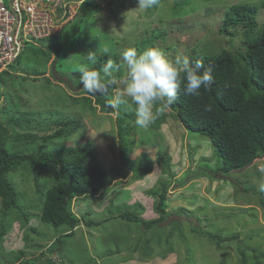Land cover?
<instances>
[{
    "label": "rangeland",
    "instance_id": "obj_1",
    "mask_svg": "<svg viewBox=\"0 0 264 264\" xmlns=\"http://www.w3.org/2000/svg\"><path fill=\"white\" fill-rule=\"evenodd\" d=\"M82 1L86 0L70 2L72 14L75 9L76 14L84 9ZM96 1L111 8L102 5L88 20L87 30L77 25L79 17L75 20L66 14L68 26L64 32L49 39V47L62 41L63 52L58 54L56 64L51 63L53 50L46 60L25 49L19 57L20 63L16 61L11 68L23 83L16 84L15 95L20 100L17 112L25 111L42 118L77 116L83 125L68 138L32 143L26 151L87 143L96 149L98 161L112 183L99 197L72 200V211L77 215L87 211L86 220L99 221L126 209L142 220L155 219L158 217L156 201L151 194L158 195L162 187L167 188L166 216L156 227L144 231L139 224L121 218L95 226H86L84 220L73 235L63 238L60 248L55 246L54 238L63 235L65 228L57 229L56 234L51 226L34 219L24 227L12 220L14 223L0 247V264L13 260L20 250L22 258L15 261L34 258L33 264H264V205L260 203V197L264 199V155L227 174L211 172L209 167L218 165L215 148L205 136L186 130L180 120L170 115V108L158 115L169 111L159 127L151 125L144 130L135 124L134 106H122L113 114H105L93 94L83 88H70L67 80L54 74L60 71L61 75L73 79V85H79L76 71L70 69V76L67 70L74 65H94L83 57L91 50L85 45L90 44L97 46L91 50L95 55L105 48L111 52L114 61L119 63L118 80L125 74L122 53L130 47L142 52L155 46L170 58L188 57L193 48L201 54L222 48H242L243 27H237L234 36L219 32L224 14L234 4L258 5L260 0H160L158 6L148 10L139 9L137 0ZM256 20L264 25V9H257ZM162 31L165 35L159 37ZM68 34L73 39L67 38ZM43 45L46 50L50 49L46 43ZM115 91V87H109L110 99ZM86 95L91 100H85ZM118 126L123 129L122 137ZM119 142L124 146L123 155ZM145 155L149 170L143 176H135L134 168L142 167L140 161ZM25 174L14 177L13 183L19 192L26 194L28 202L33 187ZM196 228L214 240L199 235ZM145 242L148 251L143 247ZM238 242L243 243L245 259L237 248Z\"/></svg>",
    "mask_w": 264,
    "mask_h": 264
},
{
    "label": "trees",
    "instance_id": "obj_2",
    "mask_svg": "<svg viewBox=\"0 0 264 264\" xmlns=\"http://www.w3.org/2000/svg\"><path fill=\"white\" fill-rule=\"evenodd\" d=\"M110 3L112 4V1ZM102 5L107 9L111 8V5L102 4L96 0L82 1L84 9L74 16L75 20L79 17L77 25L87 30L88 20L95 12L102 9ZM259 8L264 9V0H260L258 5L238 3L227 8L219 32L234 36L235 29L243 27V47L233 50L222 48L219 51L204 54L196 53L193 48L188 55L190 62L194 65L197 60H202L201 71L211 67L214 83L208 90L202 88L199 96L179 94L175 103L169 107L170 115L180 120L186 130L205 136L215 148L218 165L209 167L211 172L220 171L227 174L232 170L246 167L256 158L264 155V25H259L256 20V12ZM67 26L68 24L63 27L60 34ZM76 28L77 26L73 30L75 31ZM92 34V32L89 33L90 36ZM164 35L165 31L158 34L159 37ZM67 38L73 39L70 34ZM48 42L51 41L46 40L43 43L49 47ZM85 46L90 47L91 50L93 46L97 47L96 44ZM61 47H63L62 41L54 42L48 50L45 45L44 48L30 46L26 50L32 49L35 54L42 55L46 60L50 59L51 50H53L55 56L51 63L56 64L58 54L63 52ZM96 55L98 61L94 65L88 67L74 65L73 68H69V71L67 70V73L71 76L70 69H74L80 78L84 68L102 71V68L111 60L114 65L113 76L115 78L119 76V63L114 61L111 52L102 50ZM16 61L20 63L19 57L13 64ZM13 64L9 66V69L0 71V97L4 96L0 100V247L13 221L20 222L19 225L24 227L30 219H34L51 226L57 232L56 234L61 228H65L66 232L63 235L58 234L54 238V242L57 243L54 245L58 248L63 245V238L73 235L80 222L84 224V220L86 226H95L113 218H121L126 222L139 224L141 231L156 227V224L164 221L166 187H162L158 195L151 194L156 201L155 210L158 217L155 219L142 220L136 213L126 209L118 212V215H110L96 221L85 219L87 211L79 215L72 211L73 199L99 197L110 187L112 179L108 177L105 167L98 161L96 149L88 143L86 145L58 144L48 149L39 147L34 151H26L32 143L48 142L57 137L68 138L83 125L81 118L77 116L70 117L63 114L52 115V118H42L25 111L17 112L20 100L15 95L16 84L20 86L23 83L19 81L21 78L17 73L12 71ZM54 74L67 80L69 84H66L70 88L73 87L76 90L83 88L80 81L79 85H73V79L71 80L68 75H61L63 73L60 71H55ZM52 77L58 79L57 76ZM44 79L47 82L50 81L47 77ZM109 87L104 92L93 94L95 101L105 114L115 111L107 105V101L110 100ZM73 98L78 99V97ZM83 98L91 100L87 95ZM167 112L158 116L151 125L159 127L165 120L164 116L169 114V111ZM118 130L122 137L123 129L118 126ZM122 142H119L121 155L125 152ZM148 161L146 155L141 157L142 167L134 168L135 176L140 177L148 172ZM24 173H27L25 175L30 178L33 187L28 202H26V194L19 192L13 183L14 177L23 176ZM125 174L122 173V175ZM47 182L49 184L46 187ZM181 183L183 180L180 181ZM248 189L245 187V190ZM260 203L264 205V199L261 197ZM60 232L62 233V230ZM197 233L207 235L214 240L210 234L200 228ZM230 239L232 238L226 240ZM146 242L143 246L145 250ZM237 248L245 259L243 243L238 242ZM22 252L20 250L13 260H5V263L33 264L34 258L15 261L21 257Z\"/></svg>",
    "mask_w": 264,
    "mask_h": 264
},
{
    "label": "clouds",
    "instance_id": "obj_3",
    "mask_svg": "<svg viewBox=\"0 0 264 264\" xmlns=\"http://www.w3.org/2000/svg\"><path fill=\"white\" fill-rule=\"evenodd\" d=\"M137 2L139 9L148 10L158 6L160 0H137ZM52 37L39 39L36 44L27 42L25 49L30 46L44 48L43 42ZM104 51L108 52V49L105 48ZM54 56L55 54H52V60ZM83 57L90 64L96 62L94 51H88ZM122 62L125 74L120 80L113 76L114 65L109 60L102 71L84 68L79 81L88 94L104 92L109 86L115 87L116 91L107 101V105L114 110L122 106H134L135 124L144 130L149 129L157 116L175 103L179 94L199 96L202 88L208 90L214 83L211 67L201 71L202 60H197L193 65L187 56L176 55L170 58L166 52L155 46L142 52L130 47L123 51ZM9 66L6 69H9ZM73 200L83 201V198Z\"/></svg>",
    "mask_w": 264,
    "mask_h": 264
},
{
    "label": "built area",
    "instance_id": "obj_4",
    "mask_svg": "<svg viewBox=\"0 0 264 264\" xmlns=\"http://www.w3.org/2000/svg\"><path fill=\"white\" fill-rule=\"evenodd\" d=\"M71 1L0 0V71L19 56L27 42L36 44L57 35L68 17L76 14V9L72 14Z\"/></svg>",
    "mask_w": 264,
    "mask_h": 264
}]
</instances>
